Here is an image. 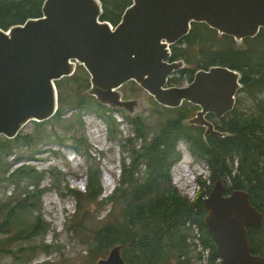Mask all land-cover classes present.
I'll list each match as a JSON object with an SVG mask.
<instances>
[{"label": "water", "instance_id": "95a60500", "mask_svg": "<svg viewBox=\"0 0 264 264\" xmlns=\"http://www.w3.org/2000/svg\"><path fill=\"white\" fill-rule=\"evenodd\" d=\"M102 14L100 0H44L40 17L0 28V138L13 139L28 123L51 119L58 109L55 82L78 66L89 76L87 93L101 106L131 114L139 100H123L120 89L133 82L162 107H198L184 124L203 128L204 137L227 136L206 116L219 119L233 110L240 74L211 66L185 86L166 87L183 63L165 60L194 23L237 44L255 37L264 29V0H131L113 29ZM203 206L218 264H264L248 233L264 216L246 191L227 193L217 176ZM96 264L128 263L115 246Z\"/></svg>", "mask_w": 264, "mask_h": 264}, {"label": "trees", "instance_id": "16d2710c", "mask_svg": "<svg viewBox=\"0 0 264 264\" xmlns=\"http://www.w3.org/2000/svg\"><path fill=\"white\" fill-rule=\"evenodd\" d=\"M43 1L0 0V28L6 30L12 25L23 24L27 19L40 17ZM100 2L103 8L102 20L117 24L131 0ZM108 6L118 13L114 15L111 9L107 12ZM205 32L211 36H205ZM214 34L227 39L224 46L229 44L228 40H233L231 37L218 35L205 24H192L190 32L183 39L188 49L183 48L184 53H177V58L184 59L188 65L194 63L196 67V70H193L189 66L190 69L180 73L185 74V80L191 82L198 70L223 66L240 74L241 88L237 95L243 91L252 96H255L256 92H264V29L251 38L253 41H241H249L251 45L261 48L262 52L257 56L250 49L241 52L225 49L212 55L209 39H213ZM195 46H198V49L193 53ZM57 82L55 86H59ZM88 88L89 80L83 96L76 101L80 110L93 109V102L101 106L87 93ZM237 95L233 110L219 118L220 123L211 121L216 118L214 115L207 117L217 131L227 134L224 138L204 137L203 128L185 125L184 122L198 110L187 102L175 109L163 108L175 113V117L162 121L158 133L151 139H147V129L141 119L125 117L132 127L133 137L123 138L119 146L128 153V161L124 157L121 158L117 188L106 200L112 203L116 199H122V211L120 218L108 220L93 231L90 254L95 255L94 258L101 257L111 248L119 246L121 256L128 264H218L216 245L203 220V200L211 190L206 182L214 183L217 176L221 177L227 193L233 190L246 191L251 204L264 216V102L258 104L256 112L238 113L235 109L239 102ZM110 110L101 106L96 109V113L104 121L108 135L116 139L120 124L116 122ZM61 116L62 113L58 109L51 119L41 123L33 122L37 129L36 134L43 132L42 138L46 136V139L52 134L57 136L53 131L50 135L39 128L52 126L53 122H63ZM82 137L77 138L74 134L69 139L74 150L82 149L86 154L85 159L91 162L89 148ZM35 140L36 142L29 134H18L10 140L0 138V172L3 181L18 185L24 177L33 179L34 175H39L31 167L24 165L11 170L9 163L5 161L19 145L30 148L39 143L38 139ZM181 140L192 155L206 163L208 170L207 180L197 181L200 192L193 200L180 195L172 185L170 172L181 158L177 149ZM65 141L61 140L60 144L63 146ZM97 165L90 164L87 168L85 192H75L78 198L77 210L82 206L79 198L85 199L87 203H99L102 188ZM140 172L143 175L139 177ZM39 182L34 184L32 190H26L0 202V264L3 257L14 256L16 243L31 241L46 231V227L42 228L43 222L40 224L41 197L45 189L40 188ZM228 182L230 186L226 185ZM87 211L88 209L85 214ZM28 213L37 215L29 219L26 217ZM248 233L253 254L264 257V222L259 229H248ZM21 250L22 248L17 252Z\"/></svg>", "mask_w": 264, "mask_h": 264}, {"label": "rangeland", "instance_id": "374dc122", "mask_svg": "<svg viewBox=\"0 0 264 264\" xmlns=\"http://www.w3.org/2000/svg\"><path fill=\"white\" fill-rule=\"evenodd\" d=\"M106 9L109 12L111 7L108 6ZM113 13L116 15L118 11ZM204 35L211 36L207 32ZM214 35L213 39L208 38L211 40L212 55L225 49L239 52L250 49L256 56L262 52L261 48L249 43L253 41L251 38L239 45L233 40H228L229 44L224 46V41L227 39ZM197 47L193 48V53L195 49H198ZM189 66L196 70L194 63ZM88 80V74L79 66L72 76L59 80L57 83L60 88L57 85L56 90L58 109L62 113L63 122H53L52 126L39 128L44 129V132L48 134L53 131L57 136L50 134V138L46 139V136L42 138L44 133L36 134L37 129L33 122H30L19 134L32 135L34 141L38 139L39 143L30 148L19 145L5 159L11 170L24 165L31 167L39 175H34L33 179L24 177L16 185L13 182L3 181L0 172V202L26 190H32L34 184L40 181V188L45 189L41 197L40 224L43 222L42 228L46 227V231L31 241L16 243L14 256L3 257L2 264H96L98 259L106 258L108 252L97 258L90 254L91 235L108 220L120 218L123 200L116 199L112 203L106 200L117 188L121 158L124 157L128 161V153L119 146L123 138L133 137L132 127L125 117L141 119L147 129V139L153 138L158 133L162 121L175 117V113L160 107L136 84L129 82L120 89L122 99L139 100V104L133 108L131 114L122 109L110 110L116 122L120 124L119 134L114 139L108 135L104 121L96 113V109L98 110L101 106L95 102L92 104L94 108L90 110H80L76 106V101L84 94ZM185 85L186 82L182 81L180 86ZM237 98L239 99L235 107L237 112L250 114L256 112L258 106L264 102V92H256L255 96H252L243 91L237 95ZM211 121L220 123L218 118H213ZM74 134L77 138L83 136L82 139L86 140L91 162L85 159L86 154L82 149L74 150L69 139ZM63 139L66 141L62 146L60 142ZM177 149L181 152V158L171 169L172 185L180 195L193 200L200 192L197 181L208 178L207 166L203 160L192 155L189 149H185V143L182 140L178 142ZM90 164H98L102 194L98 198L99 203H87L85 199L79 198L82 206L80 210H77L78 198L75 192L82 194L85 192L86 172ZM141 173L138 174L139 177L143 175ZM213 184L206 182V185H210L211 188ZM226 185L230 186V182ZM36 215L37 213H28L26 217L32 219ZM20 248L22 250L17 252Z\"/></svg>", "mask_w": 264, "mask_h": 264}, {"label": "flooded vegetation", "instance_id": "af4514ba", "mask_svg": "<svg viewBox=\"0 0 264 264\" xmlns=\"http://www.w3.org/2000/svg\"><path fill=\"white\" fill-rule=\"evenodd\" d=\"M111 25L112 26H115L116 24H111ZM191 28H192V25H191ZM191 28H190V30H191ZM183 39H184V37L179 42H177L176 44H174V45H172L170 47V55L165 60V62L168 63V64H173V63H177V62H182L183 63V65L179 68L178 71L176 70V72H174L171 76H169V78L167 80L166 87H177V86H180L182 84V81H185L186 82V85L190 83L187 80H185V74L184 75H181L180 74L182 71H184L186 69H190L189 65L185 62L184 59L177 58V53H179V54L180 53H184V52H182V49L183 48H186L187 47L186 49H188V45H186L184 43V40ZM202 70H206V69H202ZM160 107H162V106H160ZM198 110H199V108H198ZM208 115H213V114H208ZM208 115L206 116V118L208 117Z\"/></svg>", "mask_w": 264, "mask_h": 264}]
</instances>
